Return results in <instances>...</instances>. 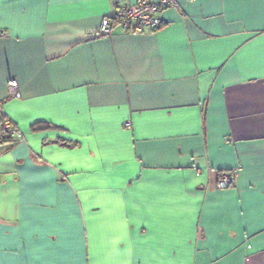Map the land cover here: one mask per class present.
I'll use <instances>...</instances> for the list:
<instances>
[{
	"label": "crops",
	"instance_id": "0c3cea01",
	"mask_svg": "<svg viewBox=\"0 0 264 264\" xmlns=\"http://www.w3.org/2000/svg\"><path fill=\"white\" fill-rule=\"evenodd\" d=\"M126 1L0 0V264H264V0Z\"/></svg>",
	"mask_w": 264,
	"mask_h": 264
},
{
	"label": "built area",
	"instance_id": "2783aa9c",
	"mask_svg": "<svg viewBox=\"0 0 264 264\" xmlns=\"http://www.w3.org/2000/svg\"><path fill=\"white\" fill-rule=\"evenodd\" d=\"M179 6V0H135L120 4L113 17L105 16L101 20L99 32L108 34L115 23L134 32L155 31L160 27L159 13L168 8ZM9 96H21L20 84L16 78L7 80ZM3 99H0V135L9 136L13 140H23L22 130L5 114ZM127 126L130 121H126ZM236 171L224 172L217 180L218 187H226L235 183Z\"/></svg>",
	"mask_w": 264,
	"mask_h": 264
},
{
	"label": "trees",
	"instance_id": "16d2710c",
	"mask_svg": "<svg viewBox=\"0 0 264 264\" xmlns=\"http://www.w3.org/2000/svg\"><path fill=\"white\" fill-rule=\"evenodd\" d=\"M48 125H50V124L48 122H44V121L36 122L35 123V127L36 128H42V127H46ZM0 140H2V141H9V140H13V139L11 137H9V136H2V135H0Z\"/></svg>",
	"mask_w": 264,
	"mask_h": 264
}]
</instances>
